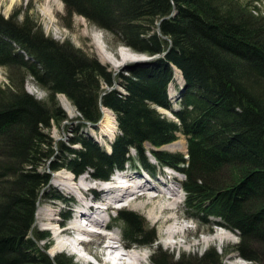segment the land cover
Masks as SVG:
<instances>
[{
    "label": "trees",
    "instance_id": "16d2710c",
    "mask_svg": "<svg viewBox=\"0 0 264 264\" xmlns=\"http://www.w3.org/2000/svg\"><path fill=\"white\" fill-rule=\"evenodd\" d=\"M258 1L62 0L66 27L78 15L135 52L164 53L116 78L69 41L45 35L28 12L0 14V66L7 71L0 84V264H76L62 253L49 256L50 235L35 225L42 198L66 201L44 193L50 173L64 168L76 178L89 173L108 180L126 164H140L153 176L157 167L181 173L187 214L215 218L237 233L225 255L264 264V15ZM173 67L183 78L175 109L168 94ZM29 79L44 98L26 92ZM115 80L122 92L106 90ZM60 94L88 123L100 119L101 106L114 112L119 132L109 151L81 134L69 145L54 143L50 130L67 119ZM178 135L186 140L185 153L160 149ZM117 213L126 242L155 244L154 228L139 213ZM61 215L65 222L70 212ZM222 256L210 247L174 260L155 245L150 264H220Z\"/></svg>",
    "mask_w": 264,
    "mask_h": 264
},
{
    "label": "rangeland",
    "instance_id": "374dc122",
    "mask_svg": "<svg viewBox=\"0 0 264 264\" xmlns=\"http://www.w3.org/2000/svg\"><path fill=\"white\" fill-rule=\"evenodd\" d=\"M256 6L258 11L262 15H264V0H259L256 3ZM15 9H18L19 11H23V12L26 11L28 12L29 15L36 18L37 21L40 23L45 35L51 37L52 39L60 43L63 41H69V43L72 46H74V48H78L87 56L97 59L101 64L107 67L108 71L112 72V76L114 78L119 77L118 75L120 74L128 75V73L132 69L146 66L151 62L155 61L156 59L160 58L161 56H164V53L153 56H147L145 54L135 52L126 46L120 45L116 43L114 39H112L109 33L102 31L96 26L88 23L83 17L78 15H74L71 18V27L70 28L66 27L64 25L63 20L61 19V16L63 17L65 15L64 5L62 0H0V14H2L4 18H7ZM94 36H97L98 42ZM95 41L97 43L102 44L101 46L105 48L106 55L109 57L110 60L105 61L101 59L97 51V47L95 46L96 43ZM173 70L175 72L174 81L169 84L168 94H169V99L172 103V107H173L172 109H175L178 108V105L175 103L176 102L175 100L178 99L179 97L180 94L179 86L183 82V78L180 74V71L176 67H173ZM6 82H7V71L0 66V84H6ZM24 88L27 93L34 95L37 99H42L45 96V92L40 87H38L35 84V82H33L30 79L26 81ZM105 88L108 91L111 90H117L120 92L123 91V88L119 85V82L117 80L113 82L112 86H105ZM63 98L70 103L71 111H67L64 108ZM57 102L59 106L66 113L67 119L61 122L59 126H53L52 129L50 130V135L53 138L54 143L58 144L59 142H63V144L69 145L68 143L72 137L81 134L92 138L97 144L101 145L106 150L110 149L109 147L110 141H112L115 135L119 132L117 128L115 114L113 111H111L110 109L104 106H101L100 119L95 123H88L81 118L76 108L64 95L62 94L58 95ZM104 110L110 112L106 117V120L109 124L105 123L104 125L105 127L101 129L100 125L102 124ZM159 110L162 113H164L166 117L170 119H175L171 111L165 109H159ZM78 146L79 145H73V147H78ZM145 148L147 151L148 149L151 148V146L149 144H146ZM160 149L168 150L172 152L185 153L186 140L183 135H178V139L176 141L166 144ZM131 155H133L136 158L137 154L134 153V151H131ZM146 155L149 159V162L155 163L154 158L149 152H146ZM159 168L160 167L156 168V171L158 170V172L155 174L154 177L151 176L150 174H146L147 172L144 169L142 170L138 166H133L128 164L125 165V169L123 171L112 174L113 177L116 174H124L129 172L128 175L126 174V179H127L129 176L136 178L134 177L133 174L136 172L137 174L135 175L139 174V175L147 176L148 179L150 178V180L157 185L158 187L157 189L162 191L163 193L168 194L169 189L178 192L175 211L167 210L165 211L166 213L164 212L163 214L159 212L160 210L159 208L160 206L161 207L168 206L167 202L170 197L166 198V196L161 195L160 192L155 194L157 195L158 198L154 200L144 199L142 197L139 199L136 198L137 200L130 205H128V203L127 205H124V202H118L117 203L118 206L125 207L139 213L144 218V224L147 227L154 228L157 237V241L153 246L142 245L136 247L132 244H129L122 238H121V243L119 244L126 245L128 247L126 248V250L129 251L128 253L130 254L132 253L134 255L137 256L139 255L143 257L144 260L143 264H150V255L155 245H160L164 250H167L169 253H172L174 260L178 259L181 256V254L200 256L205 250L209 249L210 247H213L216 249V251L219 254L223 255L220 258L221 261L220 264H254L250 261L243 260L235 253H229L226 255L224 254V249L228 245L237 242L238 240L237 233L235 231H231L227 228L216 225L214 221H216L217 219L215 218L209 217L208 221H203L190 217L189 214H187L186 209L184 207L185 193L180 187V185L177 184L184 179V176L178 173L177 174L178 176H176L177 183H172L171 182L173 181L172 170L168 168H164V169H159ZM46 171L49 172V169L46 168ZM57 171H60L58 173L72 177L73 180L76 179L79 180L82 177L87 176L93 183L96 182L94 183L97 184L96 186H99L100 189H104L101 185V182L96 180L93 181L91 174L89 173L85 174L84 176L82 175L81 177L75 178L71 172L65 170L64 168H61ZM58 173L56 174L50 173L52 179H50L48 185L45 187L44 193L50 194L57 192L61 194L66 201L42 198V201L38 206L43 211L53 212L52 222L46 221L43 218L44 216L38 218L35 215L36 227L41 230L47 231L50 235L49 239L51 240V244L47 248V254L51 257L59 253L72 256L73 261L76 264H105L104 260L107 259V255L104 258H97L96 256V253L100 254L101 252L100 250H98V244H100L101 242L100 241L101 236L91 235L90 240L92 242L89 243L80 242L76 240L74 236L72 238L67 237L65 238L67 240L73 241L75 239L74 243L77 245L75 246L77 248H73V251L68 248H63V249L61 247L58 248V243L62 241V238L57 239L55 235L64 229H71L69 228L71 225L67 227L66 226L67 222H63L61 215L62 211L68 210L70 212V218H71L73 216L72 213L73 209L76 208V204L82 205L79 204L80 203L79 196L81 195H79L76 192L70 193L63 190L62 188L63 186L61 185V183L56 180V176ZM160 174H164V175H160ZM161 180H163L167 185L163 184ZM71 182L73 184L74 181ZM73 185L75 186V184ZM140 194L141 193L136 194V197L141 196ZM98 200L99 201L102 200V197L99 198ZM148 202L150 205L148 204ZM115 205L113 206L111 205V207H114ZM145 207L148 208L146 209ZM175 216L179 217L181 228L183 227L182 230L183 235L176 236L175 237L176 239L168 238L167 231L170 229L171 225H174L176 223ZM113 223H114L113 225H115L118 228V234L120 235L123 227V223L117 220L113 221ZM61 224L64 225V227ZM58 226L60 229L58 228ZM76 227H80V225L77 224L75 226L74 224L73 228ZM79 233H81V231H79ZM83 234H86V232ZM111 235H114V233H112ZM215 237L218 238L214 239ZM209 240H212V242L208 243ZM76 241H78V244ZM175 242H179L181 244L180 248L177 245L175 246L174 244ZM79 243L80 244L83 243V245L79 246ZM42 245H44V242H40V246ZM52 251L54 252L51 255ZM119 253L120 252L117 251L115 252L114 255L116 256V254ZM128 253H125L124 255H127Z\"/></svg>",
    "mask_w": 264,
    "mask_h": 264
},
{
    "label": "bare ground",
    "instance_id": "6f19581e",
    "mask_svg": "<svg viewBox=\"0 0 264 264\" xmlns=\"http://www.w3.org/2000/svg\"><path fill=\"white\" fill-rule=\"evenodd\" d=\"M94 37L96 38V40L98 42L97 36H94ZM97 42L95 43V46L97 47V51H98L101 59H103L105 61L110 60L109 57L106 55L105 48L103 46H101L102 45L101 43H97ZM63 106L67 111H71L70 103L64 98H63ZM103 112H104V114H103L102 124L100 125L101 129H103L105 127L104 126L105 123L109 124L106 120V117L110 112H108L106 110H104ZM107 133H108V131H107ZM103 135H105V134H103ZM126 174L128 175L129 172L124 173V174L114 175L109 183H106L104 180H96L91 176L93 181L96 180V181L101 182V185L104 189H100L99 186H96L97 184H94L96 182L93 183L87 176H84L79 180H77V179L73 180V178L70 176H66L65 174L63 175L61 173H58L56 176V180L61 183V185L63 186L62 187L63 190H65L66 192H70V193L76 192L79 195H81V196H79V202H80L79 204H82V205L76 204V207L81 208V210H80L81 215L88 216L89 218H91L92 222H94L97 225H101V226L104 225V223L100 221V219L102 217L101 216L98 217L99 213H100V209L96 207L98 205V203L106 204L108 207L109 206L111 207V205L113 206V205L117 204L118 202H124V205H127V203H128V205H130L134 201H136L137 199L142 198V197L144 199L154 200V199L158 198L157 195H155V194H157L159 192L161 193V195L166 196V198L170 197L168 199V202H167L168 206H165V205H164L165 207L160 206L159 212L161 214H163L167 210L175 211L176 204H177L176 199L178 197L177 191L169 189L168 194L163 193L162 191L157 189L158 188L157 185L155 183H153V181H151L150 178L148 179L147 176H143V175H139V174L135 175V174H137L135 172L133 174H134V177H136V178L129 176L127 178L128 179L127 180ZM146 174H150V173L147 172ZM73 175L76 178V175L75 174H73ZM150 175L153 176L152 174H150ZM160 175H164V174H160ZM77 177H81V176H77ZM71 181H74L73 184H75V186L72 184ZM161 181L163 184H166L163 180H161ZM138 193H141L140 194L141 196L136 197V194H138ZM91 196H92V198H91ZM101 197H102V200L99 201L98 199ZM148 204H149V202H148ZM147 205H145V206H147ZM41 216H44L43 218L48 222L53 221V212L52 211H43L41 208H38L37 217L40 218ZM175 221H176V223L174 225H171V227L169 226L170 229L167 231L168 238H175L176 236H182L183 235L182 234L183 227L181 228V224L179 222L180 220H179L178 216H175ZM76 223L77 222L75 221V223H73V225L69 227L71 229H64L55 235V237L57 239L62 238V241H60L58 243V248L59 247H61L62 249L68 248V249L73 251V248H77V247H75L77 245L74 243L75 239L80 241V242L89 243V242H92L90 240L91 235L101 236L100 237L101 242H100V244H98V250H100L101 252H100V254L96 253V256H97V258H104L107 255V259L104 260L105 264H143V262H144L143 257H141L139 255L138 256L134 255L132 253L131 254L128 253L129 251L126 250V248H128V247L124 244H122V245L118 244L119 241L117 240V238L114 235H111L113 232H111V233L110 232H100V234H94V233L89 234L88 231L83 229L82 225L88 226L90 229H92L94 226L91 227L90 225H88L86 223V221H83L82 225H80L81 223L80 224L77 223L78 225H80V227L73 228L74 224H75V226L77 225ZM58 228H59V226H58ZM177 228H180V229H177ZM83 230L86 232V234H83V233H85ZM79 231H81V233H79ZM184 231H185V228H184ZM106 233H109V234H106ZM114 233H115V231H114ZM78 234H82L84 237L80 240V238L76 236ZM73 236L75 237V239L73 241L65 239L67 237L72 238ZM218 237H215L214 239H216ZM214 239H212V240H214ZM212 240H209L208 243L212 242ZM78 241H76L77 244H78ZM174 244H175V246L176 245L179 246V248L181 246V244L179 242H175ZM80 245H83V243H81V244L79 243V246ZM117 251L120 253L116 254V256H115L114 254ZM53 252L54 251L51 252V255ZM125 253H128V254L124 255ZM113 255H114V257H113Z\"/></svg>",
    "mask_w": 264,
    "mask_h": 264
}]
</instances>
